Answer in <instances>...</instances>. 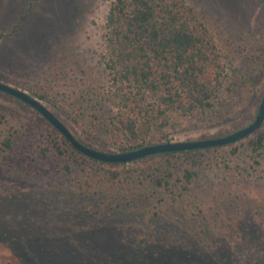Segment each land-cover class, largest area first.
Here are the masks:
<instances>
[{
	"label": "trees",
	"instance_id": "obj_1",
	"mask_svg": "<svg viewBox=\"0 0 264 264\" xmlns=\"http://www.w3.org/2000/svg\"><path fill=\"white\" fill-rule=\"evenodd\" d=\"M105 30L101 62L108 86L101 98L85 91L80 96L57 99L55 104L73 124L119 153L167 137L169 130L182 121L219 126L237 118L254 100L252 80L262 73L264 56H253L227 68L211 32L186 0H112ZM44 123L47 134L40 135L36 142L38 152L32 149V143L27 147L26 153L36 154L31 157L18 152L23 148L21 138L35 137L30 126L0 116V154L7 159L15 154L25 164H38V191L32 194L33 200L63 203L69 207V217L76 218L75 225L93 216L101 226H111L129 246L131 257L127 260L135 258L129 264H146L145 248L157 257L193 252L196 240L192 223L186 224L183 234L177 225L175 203L191 189L197 170L217 158L219 147L162 154L143 167L111 170L116 165L83 156L47 121ZM248 144L252 158L262 157L264 132L254 133ZM230 152L234 155L236 149ZM25 164L12 163L14 169H23ZM29 173H23L24 182ZM25 199L29 206L35 203ZM4 204L0 198V205ZM23 216L33 224L26 215L18 220ZM3 217L0 243L7 249L13 246L20 250L22 238L31 239L32 245L43 249L69 227L62 211H58L57 220L63 225H58L52 235L30 226L14 233L2 228ZM53 218L49 214L45 222ZM171 224L179 231L173 232ZM143 250L146 252L141 254ZM30 258L26 259L33 262Z\"/></svg>",
	"mask_w": 264,
	"mask_h": 264
},
{
	"label": "rangeland",
	"instance_id": "obj_2",
	"mask_svg": "<svg viewBox=\"0 0 264 264\" xmlns=\"http://www.w3.org/2000/svg\"><path fill=\"white\" fill-rule=\"evenodd\" d=\"M186 1L211 32L227 68L253 56L257 59L264 56V0ZM111 2L0 0V82L41 102L83 145L116 153L106 142L92 137L68 120L55 104L57 99L80 96L85 91L101 98V93L107 89L101 55L104 52L105 17ZM252 82L254 100L234 120L214 127L182 121L169 130L167 137L151 144L221 137L248 126L254 121L264 96V69ZM9 97L0 92V116L30 126L29 131L35 137L21 138L23 148L18 152L36 157L26 150L32 143V149L38 152L36 142L41 139L40 135L47 134L45 119ZM212 130L214 134H211ZM258 131L264 132V122ZM253 135L219 147L217 158L197 170L191 189L182 193L175 203L179 211L177 225L183 234L186 224L192 223L191 233L196 240L193 252L157 257L145 248L146 264H264V155L251 157L248 141ZM232 149H236L234 155L230 152ZM153 158L110 169L143 167L153 163L156 160ZM13 162L16 165L26 163L15 154L8 159L0 154V198L6 202L0 205V218L3 214L5 217L2 228L12 229L15 233L20 227H39L52 235L63 225L57 220L58 211H62L69 227L61 234L68 236L61 238L56 232L59 238L54 239L53 244L44 245L46 238L42 246L50 253L32 245L31 239L22 238L20 250L13 246L7 249L1 242L0 264H129L135 261V258L128 261L131 253L126 240L111 226H101L97 217H86L75 225L76 218L69 217V207L63 203L40 204L33 200L32 194L38 191L35 187L38 164L31 162L23 169L21 166L14 169ZM28 172L31 173L24 182L23 173ZM25 198L35 202L33 206L24 202ZM49 214L56 218L46 223ZM21 215L29 216L33 224L24 216L18 220ZM171 225L173 232L179 231ZM61 240L62 244L57 245ZM55 250L58 252L54 253ZM144 250L141 254L146 252Z\"/></svg>",
	"mask_w": 264,
	"mask_h": 264
},
{
	"label": "water",
	"instance_id": "obj_3",
	"mask_svg": "<svg viewBox=\"0 0 264 264\" xmlns=\"http://www.w3.org/2000/svg\"><path fill=\"white\" fill-rule=\"evenodd\" d=\"M0 92L4 93L12 98L17 99L21 103L27 105L35 112H37L41 117H43L61 136H63L66 141L80 154L92 159L94 161L112 164V165H125L132 163L141 159L154 157L167 153L176 152H188L195 150H205L209 148L225 147L228 145L235 144L241 140L248 138L257 132L264 122V96L260 102L257 115L254 121L248 126L237 130L221 137H213L203 140H192V141H182V142H172L167 141L163 143L151 144L149 146L123 152V153H109L102 152L90 147H87L80 143L73 134L68 130V128L51 112L49 111L41 102H39L34 97L29 94L14 88L10 85L0 82ZM215 131L212 130L211 134Z\"/></svg>",
	"mask_w": 264,
	"mask_h": 264
}]
</instances>
